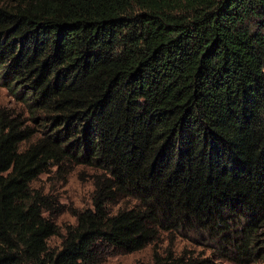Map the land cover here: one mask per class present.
<instances>
[{
  "label": "trees",
  "instance_id": "trees-1",
  "mask_svg": "<svg viewBox=\"0 0 264 264\" xmlns=\"http://www.w3.org/2000/svg\"><path fill=\"white\" fill-rule=\"evenodd\" d=\"M0 86V264H264V0H0ZM71 166L60 234L32 183Z\"/></svg>",
  "mask_w": 264,
  "mask_h": 264
},
{
  "label": "rangeland",
  "instance_id": "rangeland-1",
  "mask_svg": "<svg viewBox=\"0 0 264 264\" xmlns=\"http://www.w3.org/2000/svg\"><path fill=\"white\" fill-rule=\"evenodd\" d=\"M0 106L14 110L17 113L25 114L24 107L18 103L8 90L0 86ZM34 126V125H33ZM96 173L95 170L88 169L82 166H71L67 168L64 173H58L55 168L51 169L49 174H43L32 183V188L40 190L44 194L52 195L57 199L58 203L62 206V211L53 219L58 225L60 234H64V230L67 226L75 223L73 211L82 210L91 207V194L93 191L92 176ZM193 243H189L187 240L178 237L176 239L175 247L180 250L184 246H187L191 250L209 255L213 250H210V246L198 245V239L193 237ZM60 243V237H52L48 246L50 249L57 248ZM167 242L164 238L156 244V249L159 253H162L166 247ZM153 246H147L146 248L133 252L123 253L121 251L108 250L104 253V261L101 264H150L152 261Z\"/></svg>",
  "mask_w": 264,
  "mask_h": 264
}]
</instances>
